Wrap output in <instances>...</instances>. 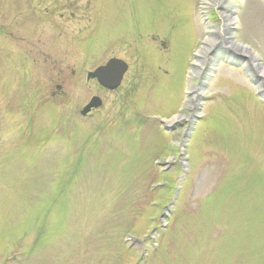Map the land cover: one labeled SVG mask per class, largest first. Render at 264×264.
I'll use <instances>...</instances> for the list:
<instances>
[{"label": "rangeland", "instance_id": "374dc122", "mask_svg": "<svg viewBox=\"0 0 264 264\" xmlns=\"http://www.w3.org/2000/svg\"><path fill=\"white\" fill-rule=\"evenodd\" d=\"M201 2L0 0V264H264V101L221 64L191 104ZM203 2L264 64V0Z\"/></svg>", "mask_w": 264, "mask_h": 264}, {"label": "water", "instance_id": "95a60500", "mask_svg": "<svg viewBox=\"0 0 264 264\" xmlns=\"http://www.w3.org/2000/svg\"><path fill=\"white\" fill-rule=\"evenodd\" d=\"M231 28L221 29L218 28V32L213 34L216 38L213 44L206 43L203 48V54H209L206 60H203L205 67L200 69L197 75L200 77L198 88L200 93H204L214 76L217 74L219 65L223 62L228 65L242 68L247 74L250 81L258 86V94L264 99V82L261 79V69L264 68V64L257 56V54L251 50V55H247L240 50V48H233L230 44L231 41L237 43L231 37ZM244 46L245 45H241ZM128 69V65L121 59L111 58L105 65L97 67L94 71L88 73V78H96L98 82L107 89L117 88L122 81L123 75ZM102 104L99 97L94 96L90 102L83 108L82 114H87L91 108H97ZM197 118V116H196ZM168 129V127H166Z\"/></svg>", "mask_w": 264, "mask_h": 264}, {"label": "bare ground", "instance_id": "6f19581e", "mask_svg": "<svg viewBox=\"0 0 264 264\" xmlns=\"http://www.w3.org/2000/svg\"><path fill=\"white\" fill-rule=\"evenodd\" d=\"M207 2H210V3H215V2H222V0H206ZM222 20H223V24H222V26H221V29H227V28H231L235 23H236V18H234V17H231L230 16V14L229 13H224V15H223V18H222ZM215 38V37H214ZM207 42H209V43H211V44H213L214 43V39H213V37L211 36L210 38H208L207 39ZM233 48H240V50L242 51V52H244L245 54H247V55H251V50L246 46V47H244V46H240V44L239 43H235V42H233V41H231V44H230ZM200 54H202V51H200L199 52ZM197 63H199V64H203V61L200 59V58H198L197 60ZM195 69H196V67H195ZM198 71H199V69H198ZM260 73H261V79L263 80V82H264V68H262L261 69V71H260ZM192 89L194 90L193 92H192V101H191V104H195V99H197V97H198V91H199V88H197L196 86H193L192 87ZM174 118H176V117H174ZM178 118V117H177ZM173 121V120H172Z\"/></svg>", "mask_w": 264, "mask_h": 264}, {"label": "flooded vegetation", "instance_id": "af4514ba", "mask_svg": "<svg viewBox=\"0 0 264 264\" xmlns=\"http://www.w3.org/2000/svg\"><path fill=\"white\" fill-rule=\"evenodd\" d=\"M106 63V62H105ZM104 63V64H105ZM102 65V64H101ZM90 80H94V81H97L96 79H90ZM105 89V88H104ZM107 90V89H106ZM111 91H113V90H111ZM86 105V104H85ZM95 110H97V109H91L90 110V112L88 113V115H90V114H92L93 113V111H95Z\"/></svg>", "mask_w": 264, "mask_h": 264}]
</instances>
